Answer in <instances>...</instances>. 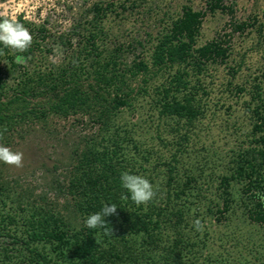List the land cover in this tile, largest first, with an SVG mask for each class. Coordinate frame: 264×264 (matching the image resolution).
Segmentation results:
<instances>
[{
    "label": "trees",
    "instance_id": "trees-1",
    "mask_svg": "<svg viewBox=\"0 0 264 264\" xmlns=\"http://www.w3.org/2000/svg\"><path fill=\"white\" fill-rule=\"evenodd\" d=\"M255 1L262 10L235 26L252 35L243 51L199 44L206 15L194 0L146 10L147 0L96 2L59 39L57 65L44 29L15 21L33 40L23 53L0 44V145L39 127L64 151L40 192L0 162V264H264V0ZM204 4L211 15L232 11ZM134 15L154 19L145 39L115 30ZM253 54L263 61L255 69ZM230 92L246 123L227 113ZM215 131L228 132V154ZM125 172L149 180L152 201L131 200ZM106 204L117 206L108 234L87 228Z\"/></svg>",
    "mask_w": 264,
    "mask_h": 264
},
{
    "label": "rangeland",
    "instance_id": "rangeland-1",
    "mask_svg": "<svg viewBox=\"0 0 264 264\" xmlns=\"http://www.w3.org/2000/svg\"><path fill=\"white\" fill-rule=\"evenodd\" d=\"M103 1L107 0H0V20L16 21L21 18L36 27H42L45 37L42 42L43 47L50 50V54L47 55V63L57 65L62 61L65 54L64 47L60 44L59 39L69 37L71 28L80 16L88 15L94 3ZM204 1L194 0L195 9L202 10L206 15L201 28L199 44H204L214 38L227 43L232 51L247 49L252 40L250 29H245L240 34L236 31L235 26L246 22L247 17L253 11L254 13L261 11L260 4L255 0H223L224 5L231 7V13L211 15L204 10ZM155 2L161 3L163 7L175 4V0H147L146 6L144 5L145 10ZM145 21L142 20V16L134 15L130 22L122 24L115 30H120L124 38L133 35L139 39H145L144 31L151 30L149 26L154 19L151 17L150 20L148 19L147 24H143ZM117 23L118 21H114L113 25L116 26ZM259 54H253L250 57V61L253 63L252 69L261 66L263 62ZM29 61L30 58L25 57V62L18 64L29 66ZM218 75L222 79L223 73H221V70ZM9 83H12V80ZM230 93L231 99H227L226 104L231 108L227 113L233 111V116L237 117L236 122L246 123V116L241 108L243 98L235 96L232 92ZM225 118L227 117L225 116ZM58 123L61 126L65 125L63 122H58V120L53 121L54 125ZM214 134V138L217 140L215 147L220 153L228 154L229 149L232 147L229 145L231 142H227L225 136L228 132L218 133V131H215ZM11 150L23 153V167L16 168L4 164L6 173L10 178L19 179L23 185H33L38 192L45 189L46 184L50 181V171L55 165V160L61 158L60 155L64 151L63 147L54 142L39 127H36L24 141L17 142ZM207 227L210 231L215 230L213 226L208 225ZM218 245L219 243L215 241L214 248H217Z\"/></svg>",
    "mask_w": 264,
    "mask_h": 264
},
{
    "label": "clouds",
    "instance_id": "clouds-1",
    "mask_svg": "<svg viewBox=\"0 0 264 264\" xmlns=\"http://www.w3.org/2000/svg\"><path fill=\"white\" fill-rule=\"evenodd\" d=\"M32 40V35L23 24L9 19L0 20V44L4 48H10L23 53L31 46ZM3 54V50L0 49V55ZM16 62L24 63L25 57L18 55ZM3 131H6V129ZM3 131H0V139L3 138ZM23 158L22 152L13 151L9 147L0 145V162L21 168L23 167ZM120 179L122 187L127 190L131 200L136 205L147 204L155 197L153 185L148 179L139 175L129 174L128 172L122 173ZM257 195L264 200V194L258 193ZM121 199H128V196L122 195ZM116 211L117 206L115 204H106L100 212L92 213L88 216L85 226L89 229H103L108 234L107 229L109 225L105 222V217L114 215ZM194 227L197 231H203V226L199 219L194 222Z\"/></svg>",
    "mask_w": 264,
    "mask_h": 264
}]
</instances>
